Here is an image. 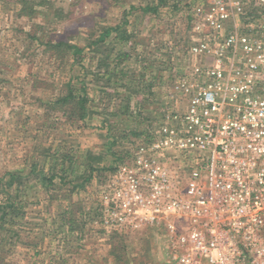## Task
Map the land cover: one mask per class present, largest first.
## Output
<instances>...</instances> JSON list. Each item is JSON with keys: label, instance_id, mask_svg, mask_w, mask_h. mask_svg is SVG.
I'll return each instance as SVG.
<instances>
[{"label": "rangeland", "instance_id": "374dc122", "mask_svg": "<svg viewBox=\"0 0 264 264\" xmlns=\"http://www.w3.org/2000/svg\"><path fill=\"white\" fill-rule=\"evenodd\" d=\"M198 1L169 0L150 13L141 9L155 0H0V181L18 174L10 192L22 205L21 218L12 226L22 241L13 244L0 229V264H121L111 254L115 248L135 264H172L162 228L111 226L105 217L108 200L120 187L119 168L132 164L168 117L186 109L187 97L177 85L202 58L191 53L196 8L203 5ZM245 11V32L255 27L263 38L262 0H249ZM125 22L105 43L92 45L106 29ZM229 31L230 26L223 34ZM127 35L131 40L125 43ZM59 42L83 48L82 63L76 64L71 53L49 49ZM121 53L131 57L118 66ZM104 60L112 64L107 69L114 72L111 81L96 78L105 73ZM81 66L90 70V92L98 95L89 118L73 125L52 105L63 85L81 77ZM110 89L114 95L109 98L104 90ZM107 127L116 140L112 148ZM34 167L59 175L65 171L68 184L62 186L57 178L54 186L45 187L32 173ZM85 179L90 181L81 189L69 185ZM2 192L1 187L0 203ZM67 206L80 210L87 224L65 245L68 250L74 246L77 254L62 261L58 241L69 231L62 222ZM70 219H76L72 213ZM115 231L119 235L111 240ZM77 238L82 241L75 246Z\"/></svg>", "mask_w": 264, "mask_h": 264}, {"label": "built area", "instance_id": "2783aa9c", "mask_svg": "<svg viewBox=\"0 0 264 264\" xmlns=\"http://www.w3.org/2000/svg\"><path fill=\"white\" fill-rule=\"evenodd\" d=\"M248 2L196 8L186 109L119 168L108 200L106 224L162 228L172 264H264V37L241 25Z\"/></svg>", "mask_w": 264, "mask_h": 264}, {"label": "trees", "instance_id": "16d2710c", "mask_svg": "<svg viewBox=\"0 0 264 264\" xmlns=\"http://www.w3.org/2000/svg\"><path fill=\"white\" fill-rule=\"evenodd\" d=\"M200 1V0H199ZM198 1V2H199ZM200 5L204 3V0L200 1ZM169 3V0H155L154 4L147 5L146 7L142 8L141 10L143 12H150V13H158L159 9L161 7L167 6ZM127 22L123 23V26H116L112 28L106 29L104 32H102L101 36L94 42L95 46H98L100 43H105L107 41V38L111 37L115 32H118L122 29V27H126ZM123 42L127 43L131 40V37L129 35L122 37ZM59 49L62 51V54L66 55V53H71L75 57L76 64L80 65L82 61L85 59L84 53L85 50L83 48H79L78 46L70 45L68 42H59L57 44H50L49 49ZM116 55V54H115ZM80 56V57H78ZM130 55L127 53H121V55H117V65L124 64V62L129 61ZM164 65V64H163ZM112 66L108 62V60H104L103 64H101V67L106 68L104 74H99L96 76V78H108V81H111L112 75H114V72L107 70ZM81 77L73 78L70 81H68L65 85L62 86V93L59 95L57 99L53 101V109L56 112L63 113V117H66L68 119V122L72 123L73 125L76 123H83L89 118L92 107L91 104L96 101L94 98L98 95V91L96 94H91V86L88 83V81H93L92 78H90V70L86 68L85 66H81ZM125 77V76H124ZM150 87V88H149ZM147 94L148 97L154 93L153 86L149 85ZM112 89V88H111ZM104 90L106 91L105 94L107 97H112L113 92L112 90ZM143 97V96H141ZM106 98V97H105ZM95 105V103H93ZM130 109V108H129ZM108 128V127H107ZM113 128H108V136L111 137L110 140V147H114L116 140L115 136L113 138ZM133 132H131L132 134ZM134 134V133H133ZM135 136L139 137V134H134ZM56 149V148H55ZM57 150V149H56ZM53 151V150H52ZM57 153V152H56ZM54 157V156H52ZM54 159V158H53ZM58 159V158H57ZM36 170L37 167H34ZM33 170L32 173H37L40 177L39 182L42 183L45 187L51 188L54 186L53 182L59 178V184L62 186H66L68 183L66 182L67 176L64 175L65 171L59 175L58 173L55 174V169H53L50 173L46 172L45 170ZM8 180L4 182L3 180L0 181V188L2 187V193L4 196L2 197V202L0 203V229L1 231H5L10 235V240L13 244H17L19 240L22 241V236L19 231H15L13 227L17 225V222L15 223L17 218H21V211H22V205L18 201L17 196H15L12 192H10V189L15 185L18 177V174L16 173H10L8 175ZM90 181V179H85V182L78 183L74 185V182L69 183V185L72 186V190L75 191L77 189H81L85 186V183ZM53 201H51L50 204H52ZM73 206V205H72ZM72 206H67L64 211V220H62L64 226H68L69 231L66 236H62L61 240L58 241L59 248H62V253L60 255V259L62 261L64 259L68 260V257H71L75 254H77V251L75 250L74 246L70 248L71 250H68L65 245L69 244L71 241V238L73 236V233L76 232H82V224L83 226H86V221L83 223L82 221L85 219L81 215V211L75 212L72 209ZM70 213L73 214L74 220H66V217H69ZM83 213V212H82ZM24 216H22L23 218ZM15 223V224H14ZM13 226V227H12ZM116 235H119L118 231H115L113 235L111 236V240L116 238ZM5 236V235H4ZM82 239L77 238V240L73 241V244L77 246V244L81 243ZM15 246V245H14ZM74 248V249H73ZM120 248H115L113 252H111L112 255L115 256L118 263L123 264H135V261H133L131 258H127V254H121ZM119 250L118 254L116 251ZM64 251V252H63ZM3 264V262L1 263Z\"/></svg>", "mask_w": 264, "mask_h": 264}, {"label": "crops", "instance_id": "0c3cea01", "mask_svg": "<svg viewBox=\"0 0 264 264\" xmlns=\"http://www.w3.org/2000/svg\"><path fill=\"white\" fill-rule=\"evenodd\" d=\"M191 33H192V31H190ZM193 41H195L194 39H193ZM193 43V42H192Z\"/></svg>", "mask_w": 264, "mask_h": 264}]
</instances>
